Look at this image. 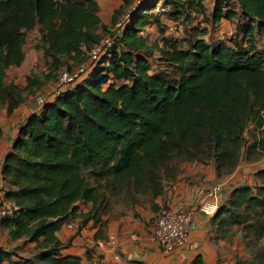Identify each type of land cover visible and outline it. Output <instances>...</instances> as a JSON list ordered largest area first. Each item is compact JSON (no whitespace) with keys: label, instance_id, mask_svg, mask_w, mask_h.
<instances>
[{"label":"trees","instance_id":"16d2710c","mask_svg":"<svg viewBox=\"0 0 264 264\" xmlns=\"http://www.w3.org/2000/svg\"><path fill=\"white\" fill-rule=\"evenodd\" d=\"M121 1L112 23L134 6L117 43L83 82L29 115L4 155L2 199L13 216L0 230L34 248L27 258L0 248V263L84 264L62 254L63 225L79 219L100 233L115 203L163 196L164 181L183 165H211L224 180L244 152L252 162L264 156V0H214L209 12L206 0ZM192 15L202 16L196 26ZM163 20L179 22L182 34L166 36ZM221 20L233 24L232 35L206 40ZM146 26L156 28L157 41L147 42ZM33 30L50 74L29 79V93L62 67L84 64L108 33L96 0H0V104L9 114L24 98L6 73L24 62ZM251 125L263 138L249 144ZM254 177L227 193L209 227L215 241L231 243L237 232L247 245L263 241L256 259L264 264V167ZM192 263L203 264L200 256Z\"/></svg>","mask_w":264,"mask_h":264},{"label":"crops","instance_id":"0c3cea01","mask_svg":"<svg viewBox=\"0 0 264 264\" xmlns=\"http://www.w3.org/2000/svg\"><path fill=\"white\" fill-rule=\"evenodd\" d=\"M96 0L99 7V18L104 25L100 15L103 11L109 8L112 4V14L114 9H118L122 5L121 0ZM214 0H206L204 5L209 12L213 8ZM115 9V10H116ZM200 20L202 16H199ZM198 21V22H199ZM167 28L172 22L163 20ZM192 24V23H191ZM202 25V24H201ZM195 26V24H192ZM209 28V27H208ZM234 32L232 23L226 20H221L215 25L212 30L204 38L208 39H223L228 38ZM172 32L168 29L165 32L166 36H171ZM85 66L89 67L88 61ZM56 86L49 87L47 93H44L45 102L54 100L53 93ZM42 107L38 101L30 100L23 102L9 115L10 123L0 124L2 136L0 139V162L3 161L4 155L10 149L11 143L16 136L18 126L25 119L38 112ZM241 163L236 170L228 178L224 179V187L220 193L221 201L225 199L227 193L234 187L240 184H252L254 173L260 169L258 165H263L264 161H256ZM222 181L217 178L216 173L211 165L202 164H187L183 165L180 172L172 179L164 181V194L154 200L148 202L144 209H139L138 206H128L127 211L116 213L113 218H110L111 212L105 217V225L99 233L98 228H93L92 223L81 226L80 220H73L77 225L75 230H70L63 225L57 232L58 239L67 244V247L62 250L63 255H72L81 259L84 264H96L99 255H103L109 260L110 264H115L112 257L105 250L97 248L91 249L97 240H105L106 236L115 233L119 240V254L121 261L129 264H193L194 258L201 257L203 264H217V259L220 255V250L223 247H228L230 243L213 240L212 233L209 227L210 218L206 217L200 211H195L190 228L189 245L186 248L175 250L171 254H164L156 246L151 237L153 219L162 206L169 207L174 210H187L195 208L199 200L205 195V191L209 188V184L213 181ZM86 211V208L79 206V212ZM98 233V237L95 235ZM17 247V248H16ZM0 248L5 251L16 249V253L24 258L30 256L34 248L32 243L10 242L7 233L0 230ZM104 251L103 254L99 252ZM13 260H17L12 256ZM112 262V263H111ZM0 264H8L3 261Z\"/></svg>","mask_w":264,"mask_h":264},{"label":"built area","instance_id":"2783aa9c","mask_svg":"<svg viewBox=\"0 0 264 264\" xmlns=\"http://www.w3.org/2000/svg\"><path fill=\"white\" fill-rule=\"evenodd\" d=\"M136 3L137 2L134 4ZM133 6L134 5H131L125 9L115 22L114 28L102 37L99 44L91 47L87 51L86 55L89 67L96 64L98 60L117 43L121 35V30L125 22L129 19V14ZM156 10L164 11L160 6H157ZM180 28L181 25L179 22H173L170 26V31L176 32ZM89 67L81 65L73 69H64L61 71L56 83V89L53 93L54 99L65 90L83 82L87 77ZM37 101L39 104L45 102L41 97H38ZM1 163L2 162H0V220L5 217L13 216V209L2 199L3 181L1 177ZM223 187L224 186L221 183L215 184L199 200V204L195 208L187 210L162 209L157 214L153 222L152 239L162 253L171 254L175 250L186 248L189 245L190 228L195 211H200L208 218L213 217L219 208L221 202L219 195ZM66 227L70 230H75L77 225L74 221H70L66 224ZM98 246L113 255L115 264H129L125 261H121V255L118 250L119 240L116 235L109 234L105 240H100V242H98ZM115 250L117 254H115ZM97 264H107V262L104 260H98Z\"/></svg>","mask_w":264,"mask_h":264},{"label":"rangeland","instance_id":"374dc122","mask_svg":"<svg viewBox=\"0 0 264 264\" xmlns=\"http://www.w3.org/2000/svg\"><path fill=\"white\" fill-rule=\"evenodd\" d=\"M107 2H109V1L107 0ZM115 9H114V11H115ZM118 9H116V10H118ZM111 10H112V4H110L109 8L107 10L103 11L102 14L100 15V17L104 23V26L108 30L107 32L112 30L114 28V25H115V23H112V21H111L112 20V15H111L112 11ZM199 20H200L199 17H195L194 15H192L191 19H190V23L195 24V26H196V25H198ZM192 24H190V25L192 26ZM182 32H183V28H181V30L177 34H173V36L179 37V35L182 34ZM142 34L147 39L148 43H153L154 41H157L159 39V36L156 32V28L154 26L153 27L146 26L145 31H143ZM37 39H38V33L36 30H33L27 34V38H26V41H25V44L23 47L24 52H25L24 62L22 63V65L20 67L11 68L6 73V83L7 84L12 83L15 86H17L21 90V93H22L21 95L24 98L25 102L30 101V100L37 101L38 97H41L44 99V96H42V95H44V93H47L49 87L54 88L56 86V83L58 81V76L60 75L61 71H63L64 69L67 68V67H62L58 72L53 74V78L46 81L40 89H34L33 88V92L29 93V91H28V83H29L28 80L29 79L37 77L39 80H43V77L50 74L49 73V62H47V60L44 59V57L42 56V53L40 51H37L34 48V46L37 44ZM86 62H87V60H86ZM69 64H71V62ZM85 64L86 63H84L82 65L84 66ZM9 115L10 114L6 110V105L0 104V124L6 125L7 123H10V121H9L10 116ZM255 136H256V139H262L263 138L261 134L255 135L254 127H253V125H251L246 131V138L248 139L249 144L252 143L253 138ZM243 161H245L244 163L252 162V160H250L247 157L246 152H244V154H243ZM258 161H264V156L261 157ZM262 167H264V163H263V165L256 166V168H262ZM221 180L222 181L216 180V181H213L211 184H209L210 187L207 188L205 193L208 190H210L217 183H221L224 186L225 184L223 182V179H221ZM252 181L255 182V177ZM253 184L254 183H252L250 185H253ZM148 202H150L149 198H147V200L143 203V205L138 206V208L144 209L143 206H145ZM198 204H199V202H198ZM198 204H197V206H198ZM127 209H129V208L125 204L115 203L112 206L110 218H113V216L116 213H120L122 211H127ZM162 209H171V208L166 207V206H162L160 208V210L158 211V213ZM172 210H174V209H172ZM157 214H156V216H157ZM155 217L153 219V222L155 220ZM111 234L116 235L115 233H111ZM107 236H106V238H107ZM151 237H153V223H152ZM98 242H100V240H97L94 243L93 247H91V249H89V250H93V248L105 250V249L99 248ZM248 242L250 243V240ZM262 245H263V241H260L257 244H255L254 242H251L248 245L245 244L242 241V239L239 237V233L237 232L235 234V236L232 238L230 245H228V247L221 248V250L219 251L220 255L217 259V264H259L257 259H256L257 258L256 255H257V252L261 251L260 247ZM105 252L108 253L110 255V257H112L113 262H115L113 255L111 253L107 252V250H105ZM100 253L103 254L104 251L99 252V254ZM115 254H117L116 250H115ZM97 259L99 261L104 260L107 262V264H110L109 260L106 259L103 255H99ZM98 260L96 261V264H97Z\"/></svg>","mask_w":264,"mask_h":264}]
</instances>
